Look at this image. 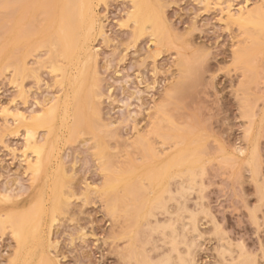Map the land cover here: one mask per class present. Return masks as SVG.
<instances>
[{
  "label": "rangeland",
  "instance_id": "1",
  "mask_svg": "<svg viewBox=\"0 0 264 264\" xmlns=\"http://www.w3.org/2000/svg\"><path fill=\"white\" fill-rule=\"evenodd\" d=\"M130 1H93L94 13L97 12L98 15L95 16L98 17L97 21L102 23L103 30L102 35L94 30L89 42L92 51L90 64L92 76L89 80L90 86L95 85L92 88L97 95L94 96L92 105L93 103L97 105L99 120H93L94 126L91 130L81 128L76 130L74 135L75 131L69 134V129L67 130L72 121L70 116L65 119L66 122L63 120L65 126L64 122L62 124L59 122L62 119H53L52 140L55 136L59 137H55L58 142L54 140L52 142L55 149L52 150V154L57 158H51L50 168L51 166L52 169L56 168L59 175L64 173L61 182L59 180L57 183L59 177L54 169L51 172L52 174L55 172L53 176L46 178L45 174H42L33 180L32 173L26 170V163L21 157L24 139L21 122L11 119V116L5 115L2 110L7 107L13 111L15 108L29 114L28 111H36L40 105L49 104L54 96L59 94L58 96L62 97L63 88L60 90V86L57 87L53 76L55 74L49 72L48 65L43 67L37 64V67H42L37 71L38 81L33 79L32 75V78L28 75V78L25 77L26 79L22 81V91L20 87L9 82L10 75L7 70L0 69V197L4 194L10 196L8 201L6 199L4 201L5 197L2 198L3 201L0 198V210L29 205L39 195H42V202L46 201L44 209L46 206L51 207L48 202L51 201V191L59 186L62 190L60 199L64 201H61V206L54 212L56 219L49 231L47 227L51 223L47 221L51 218L50 213H47L50 209L47 207L46 216H43L42 221L44 224L41 227V248L55 260L54 264H134V259L128 261L124 255L128 250L125 249L126 245L134 239L129 237V242L125 237L130 236L128 231L134 219L131 220L130 216L135 214V205L138 202L126 199L131 204L127 206L124 202L126 206L125 204L121 206L125 208L124 211L130 209L128 212L117 209L114 214L110 213L108 210L110 202L104 195L99 194L98 188L101 189L105 179L114 173L116 168L120 167L122 170L121 167L125 166L123 169H126L127 165L129 167L136 166L135 163L141 164L143 156L140 157L138 153L140 148L138 150L133 145L137 137L145 135L149 138L150 145L157 150L163 142L166 141L167 145L169 136L171 139H175L177 135L185 136L189 140H198L200 144L198 157L201 156L203 163L199 161L203 166V174L198 193L192 194L186 202L189 209L193 208L194 200L199 203L195 211L202 245L195 250V264H221L223 260L216 253L220 241L232 244L233 250L235 249L234 256H238L240 252L241 257H248L250 260L254 258L257 264H263L264 199H260L259 190L264 186V123L258 135L260 159L263 162L254 173L245 165L231 167L229 159L228 165L225 164V155L221 154L219 148L223 146L227 151H231V148L243 142L244 131L249 125L246 115L250 108L259 110L264 91V37H258L259 33L256 30L258 33L256 39L262 42L254 44V38L252 40L250 37L253 33H248L251 34L248 36L245 33L247 28L246 30L240 28L230 18L229 10L230 13H237L238 8H242L243 11L254 13L259 7H264V0H157L172 46L168 40L166 42L169 45L162 42L153 44L149 41L148 34H145L147 32L142 33L140 37L133 36L132 27L135 24L127 19V13L133 9ZM1 8L0 22L4 13ZM2 35L4 33L0 32V43H4L5 36L1 38ZM176 46L182 50L176 49ZM241 49L243 51L239 52L240 56L247 49L250 53H245L249 57L243 55L246 58L240 57L241 60H238L235 55H239L236 53ZM42 50L41 48L36 54L39 56L40 53L44 60L46 49ZM34 53L32 55H36ZM180 53L184 55L181 57ZM32 55L28 57L30 60L28 64L34 65L32 60H35L37 55L35 57ZM3 56L4 50H0V67L4 63ZM186 57L189 62L184 63ZM194 60L196 64L191 62ZM180 61L188 64L181 67ZM190 65L197 66L198 70L191 68L197 72L187 76L189 71L185 74L182 71H186V67L190 70ZM182 73L186 77L185 80ZM178 83L182 84V90L177 89L180 88ZM190 83L193 86H189ZM72 108L70 105L69 112ZM162 113L171 116L169 122L165 119L167 116ZM38 130L41 139L40 135L45 129ZM54 132L57 134H53ZM147 132L149 136H146ZM159 132L164 136L168 135V138L165 137L166 140L163 141V136ZM97 138L99 139L96 140ZM99 140L103 149L100 142H96ZM166 145L162 148L168 146ZM99 150L103 155L99 154ZM141 151L142 149L140 153ZM31 158L32 154L29 159ZM148 159L146 162H149ZM254 174L255 178L252 177ZM51 176L53 181H56L54 187L50 186L53 184ZM143 184L148 187L146 181ZM142 188L144 189V186ZM119 190L121 189L117 190V195L120 193ZM168 207L175 212V202H169ZM187 216V213H182V217ZM172 217L177 219L176 214ZM161 218L163 219L157 214V219ZM128 222L129 229L126 228ZM143 224V221H139L137 225L139 230L137 237L141 238L136 240V247L137 245L140 247L146 240L144 249L151 257L148 258L157 259L158 255L168 252V247L162 245L161 235L151 234L152 232L146 230L147 227ZM132 227L131 231L134 232L136 228L134 225ZM124 233L126 236L123 238ZM187 237H191L190 233ZM42 240L46 241L45 244ZM139 241H142V244ZM154 245L159 246L160 250L156 248L155 251ZM15 246H17L15 239L8 227L0 231V264H10L16 252ZM183 249L181 247V250Z\"/></svg>",
  "mask_w": 264,
  "mask_h": 264
},
{
  "label": "bare ground",
  "instance_id": "2",
  "mask_svg": "<svg viewBox=\"0 0 264 264\" xmlns=\"http://www.w3.org/2000/svg\"><path fill=\"white\" fill-rule=\"evenodd\" d=\"M93 1L94 0H1L0 8H3L2 11L4 13H2V16L4 19L2 18L0 22L1 24H3H0V29H3L4 31L1 30L0 32L4 33L1 38H3V36L5 37L3 39L4 43H0V45L3 44V46H0V48H3L4 50V56L2 57L4 58V61H2L4 63L3 65L1 64L2 66L0 67V69H2L3 71L7 70L8 74L10 75L9 82L16 87H20V90L22 91V81L28 78V75L30 78H32L33 76V79H37L36 81H38V68H42L40 66L44 67L45 65H48L47 68L49 69V72L51 74H55L53 76L55 77V82L58 85L57 87L60 86V90L63 88L62 90L64 93H62V97L58 96L59 94L56 97L54 96V98L50 100L49 104H43L42 106L39 104L40 108L36 111H28L30 112L29 114H25V112L15 108L13 111H11V109L9 110V108L7 107L2 110L5 115H10L11 119L21 122L24 138L21 157L23 158L22 160L26 163V170L32 173L33 180L36 179L35 177H38L42 174H45L46 178H48L50 175L53 176V174H55V172L53 174L51 173L53 172L54 168L52 169V166L50 168V161L51 158L54 157L52 154L54 143L52 144V142L53 140L57 141V139L55 140V137L58 138L59 136H55L57 133L54 132L53 134H56L54 135L55 137L52 140L53 119H62L59 121L62 124V122H66L65 119H68V116H70L72 121L71 124L67 123L70 124L69 128L67 127V130L69 129V134L72 132L74 133L75 131L74 135H76V130H79L81 128L91 130V127L93 128L94 126H92L93 120H99L98 108L96 107L97 105L95 106L94 103L92 105V100L94 102V96L96 94H94L95 91L93 89L95 85H92V88V86H90L89 80V77L91 78L92 76V74L90 73L92 51L90 48L91 44L89 45V42L91 35H93L94 33V30H96L99 35L103 34V30L102 23L98 22V17L95 16L97 12L94 13L93 7L95 6L93 5L95 4H93ZM99 1L97 0V2ZM130 2H132L131 7L133 9L131 8L132 10L127 13V19L131 20L133 25L135 24L132 27V30L134 28L133 33L136 35L133 34V36L137 37L139 35L140 37L142 33L147 32L145 34H148V37H150V40H148L153 44H159L160 42L168 44V42L166 41L170 37V34L167 33L168 28L164 23L165 21L163 20L161 14L162 11L160 12V10L158 9L157 0H131ZM259 8L257 9V11L255 10L254 13L250 11H243L242 8H238L237 13H230L231 11L229 10L230 18H232L243 30H246L247 28L248 32H245L247 33V35L250 32L254 34L257 30L259 35L257 32L255 35L252 34L253 37L251 34V36L248 35L252 38V40L254 38V44H257L256 42L259 41L256 39L257 35L258 37H264V7ZM250 29H253L254 32L253 30L250 31ZM175 36H173V38H175ZM136 37L133 38L137 39ZM168 41H170V39ZM261 42L262 41H259V43ZM169 43L171 45V41ZM41 48L43 49L42 51H44V48L46 49V58L44 60H42V56H40V53H38L39 56L36 54L41 50ZM175 48H178V50L181 49L177 46ZM0 50L3 51L2 49ZM241 51H243V49L239 50L238 53H236L239 55H235L238 57H236V59L238 60L240 59V57H244L245 55H247V52L250 53V51H247L246 49V53L243 52L244 56H240L239 52ZM32 53L36 54L37 56L32 55ZM31 55L33 57L36 56L35 60H32L34 61V65L28 64L30 61L28 60V57H31ZM180 55L182 57V55L184 54L180 53ZM246 57L249 56L247 55ZM182 59L184 60L185 58L183 57ZM187 59L186 61H182L184 63L189 62V59L188 61ZM236 59L235 61H237ZM182 61H180L181 67L188 64H183ZM191 62L196 64V60ZM37 64L40 66L37 67ZM196 67L197 66L192 67L190 65V70H188L187 67L185 69L186 71H184L182 68L181 70H183L182 72L184 74L188 73L189 71V74H186L187 76H189L190 74H193V72L194 74L197 72L194 71V69H191L195 68V70H198ZM183 73L181 74L182 77L185 76L183 75ZM185 78L186 77H184L183 79L185 80ZM185 82H187V80L184 81V83ZM179 86L180 88L176 86L177 89L182 90V84H180ZM189 86L193 85L191 84ZM189 86L187 87L190 88ZM64 89H66V91ZM184 92L185 91H183V93ZM261 98L262 105L259 110L256 111L253 108H250L249 113L246 115L247 119H249V125L244 131L243 142L231 148V151H227L223 146H220L219 148V151L222 152L221 154L224 153L225 155V164L228 165L229 159L231 167H240L245 165V167H247L250 172L252 171V173H254L256 168L260 167L261 163L263 162L260 159L258 135L264 123V91ZM70 105L73 106V110L71 109L70 111L71 113L69 112ZM94 107L97 108V112ZM253 107L255 108L256 106L254 105ZM162 114H165V117L167 116L165 119H168L169 122V119H171L169 117L171 116L167 115L166 113ZM164 116L162 115V119H164ZM65 122L63 124L64 126L66 124ZM42 128H44L45 130L44 133H42L43 135H40V139L38 129ZM157 129L159 130V128ZM154 131H156V129ZM148 134L149 132L146 133V136ZM141 136L142 137H137V139H135V141L133 142V145L138 148V150L140 148V150L142 149L143 151V153L142 151L140 153V150L138 152L140 154V157L143 156L141 158V164H139V162L135 163L137 164L136 166L129 165L128 167L127 165L126 169H123L125 168V166L121 167L122 170L120 169V167L116 168L117 170L112 174L110 173L111 175H109L105 179L101 189L98 188V190H100L98 191L100 192L99 194L104 195L110 202V204L108 205V210L110 213L114 214L117 209H123L124 211L125 208L121 205H124V202H126L128 206V204H131L128 203V201L131 199L136 200L139 204H137L138 207L134 204L136 206V211L135 214H132V217L130 216L131 220L134 218L132 222L134 224L130 222V229L128 228L129 222L126 223V228H128V232H130L127 233L130 234V236L125 237L126 231L124 234H122L123 238L125 237L127 238V240L129 239V237H131L130 239L133 238L135 240H131V243H129V240V242L127 241V243L129 244H127L125 247V249H128L127 251H125V253L127 252V255L124 253L125 258L127 257L126 259L128 261H130V259L131 261H133L132 259H134V264H195V250L200 248L202 245V238L200 239L201 233L196 223V207L199 205V203L197 200H194L193 208L189 209L186 205V202L189 200V197L192 194L198 193L200 187L201 176L203 174V166L200 165L202 163V158L200 155V157H198L200 144L197 139L189 140L188 138H185V136L182 137L179 135H177L175 139H171L170 136L168 138V135L165 134L164 136L162 134L161 136L164 137H162L163 141L168 138L170 141L168 140L167 142L171 143L170 145L167 143V146L165 141L162 144L166 145L168 148L163 147V149L162 145L160 149L158 148L156 150V148L150 145L151 143L148 137L146 138L145 135ZM98 139L99 138H97L96 140ZM96 142H100L99 144L101 146L100 140ZM101 149H103L102 146ZM30 154L33 155V158H31V160L29 159ZM99 154H102V152L100 151ZM55 158L57 157H54L53 159ZM147 159L149 162H146ZM151 159L153 160V162H151ZM143 160L144 163H142ZM199 161L201 163H199ZM49 168L52 169V171ZM109 168L106 169L109 170ZM54 170H56V168ZM57 171L58 170H56V172ZM109 172L111 171L109 170ZM61 174H57L59 177V179L57 178V183L61 182V180L64 179V173L62 175ZM52 176L50 178L51 183L53 184L50 186H53L56 182L53 181ZM252 177L255 178V174ZM143 181L147 182V188L145 187L147 185H144ZM47 184L48 183H46V187L48 186ZM143 186L144 189L142 188ZM53 187H51V189ZM54 189L56 190L51 191V201H48L49 206L51 205V207L46 206V209L47 207L50 209V211H47V213H50V217L48 216L49 213L47 214V216L51 218L48 219L49 221H47L51 223H49L50 225H48V229L46 228L47 231H49L50 226L56 219L54 217V212L57 211V208L59 206H61V201H64L60 199L62 197L61 188L59 186H56V188ZM118 189H121L119 190L121 194L118 192V195L120 194V196H118L116 193ZM140 189L143 190V193L140 192ZM259 192V194L261 195L260 199H264V186L260 188ZM114 193L116 195H114ZM1 196V199L5 197L3 198L4 201H6L7 199L9 200L10 197L5 194L4 196ZM41 196L39 195L38 198L36 197L35 201L32 200V203L21 208L0 210V231H4L5 228L8 227L9 232L11 233V236L14 237L17 245L15 246L16 252H14L13 257L10 260L11 262H9L10 264H54L55 260H52L48 254H45L43 252V248H41V227H43L42 224L44 223L42 221H44L43 216L46 212V209H44V202L46 201L44 200V202H42L43 200ZM126 199L128 201H126ZM169 202H175V212L169 210ZM124 206H126V204ZM129 210L125 211L128 212ZM182 213H187L188 216L186 218L182 217ZM157 214L161 215L163 219H157ZM174 214L177 215V219L172 217ZM127 216H129V214ZM139 221L144 222L145 225H143L147 227L146 230H149L150 233L152 232L151 234L155 233L161 235V239H159L162 245L168 247V252H165L162 255H158L159 258L156 255L158 260L156 258L150 260L151 257L149 253H147V250L145 251L144 249L145 243L147 244L146 240L145 242H143L144 244L141 243L142 241H139L142 245L140 247H138L139 245H137L136 247V240H139V238H141L137 237V233L139 231L137 230V225ZM46 223L45 226H47ZM132 225H134L136 228V230L133 229V231L135 230L134 232L136 234L131 231V229L133 228ZM139 227L140 224L138 225V229ZM131 232L134 234H132ZM188 233H190L191 235L190 238L187 237ZM151 234L149 236H151ZM133 235L138 239L136 237V239L132 237ZM122 236L120 238H122ZM43 242L45 244L46 241ZM47 242L49 243V240H47ZM128 245H130V247H128ZM159 246L156 247V245H154V250L156 251V248L157 250H160ZM181 247H183L184 249L181 250ZM234 250L230 242L223 243L220 241L216 247V253L218 257L223 260L224 264L258 263L257 260L255 262L254 258L252 259V261L250 260V258L248 259V257H241L240 252L238 256H234ZM141 251H144V253ZM153 256H155V254ZM263 257L264 256H262V261L264 259Z\"/></svg>",
  "mask_w": 264,
  "mask_h": 264
}]
</instances>
